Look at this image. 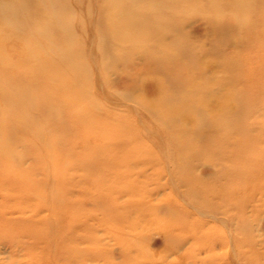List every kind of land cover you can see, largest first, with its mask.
<instances>
[{"label":"rangeland","instance_id":"obj_1","mask_svg":"<svg viewBox=\"0 0 264 264\" xmlns=\"http://www.w3.org/2000/svg\"><path fill=\"white\" fill-rule=\"evenodd\" d=\"M0 264H264V0H0Z\"/></svg>","mask_w":264,"mask_h":264},{"label":"bare ground","instance_id":"obj_2","mask_svg":"<svg viewBox=\"0 0 264 264\" xmlns=\"http://www.w3.org/2000/svg\"><path fill=\"white\" fill-rule=\"evenodd\" d=\"M60 61V60H59ZM109 82H111V81H109ZM154 83L156 84V80L154 81ZM181 112H185V111H183V110H181ZM184 118H185V115L183 116ZM182 230V229H181ZM193 232H196V231H193ZM171 235V233H169V232H167L166 233V235H165V237H169ZM175 236V235H174ZM160 237V236H159ZM161 239V238H160ZM163 240V239H162ZM67 242H71V240H67L66 238H61V244H65V243H67ZM83 256V254H81L80 252H78V256H77V258H80V257H82Z\"/></svg>","mask_w":264,"mask_h":264}]
</instances>
